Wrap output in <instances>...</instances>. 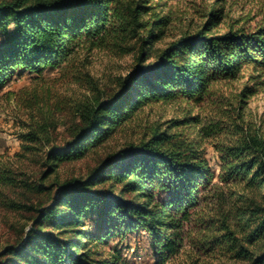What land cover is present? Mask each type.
I'll return each mask as SVG.
<instances>
[{
    "label": "trees",
    "instance_id": "16d2710c",
    "mask_svg": "<svg viewBox=\"0 0 264 264\" xmlns=\"http://www.w3.org/2000/svg\"><path fill=\"white\" fill-rule=\"evenodd\" d=\"M168 1L0 0V88L16 73L41 74L96 42L137 41L136 62L118 79V88L106 98L74 104L76 119L63 138L55 136L61 124L58 102L34 94L26 103L21 146L24 153L39 154L38 175L24 180L16 176L23 172L4 167L0 182L49 198L9 204L30 212L31 226L4 248L0 264H126L117 254L103 256L97 243L136 229L150 236L158 264L177 255L187 238L199 251L219 250L234 261L264 264V136L248 128L229 142H213L221 160L214 182L199 146L216 138L221 120L206 123L198 112L151 120L146 112L159 103L197 106L216 83L246 78L236 95L241 110L264 87V24L247 29L229 23L215 31L224 13L212 5L196 32L169 41L152 56L151 45L170 18L157 8ZM130 125L136 138L99 154L86 176L58 180L60 163L97 154ZM209 187L215 194L209 196ZM92 216L98 233L81 228ZM191 223L197 239L191 237Z\"/></svg>",
    "mask_w": 264,
    "mask_h": 264
},
{
    "label": "rangeland",
    "instance_id": "374dc122",
    "mask_svg": "<svg viewBox=\"0 0 264 264\" xmlns=\"http://www.w3.org/2000/svg\"><path fill=\"white\" fill-rule=\"evenodd\" d=\"M161 4L157 11L161 9V14L168 13L170 18L161 38L151 45L152 56L169 41L196 32L205 21V14L212 5L217 8L221 6L224 13V18L215 31L226 30L229 23L247 29L264 24V0H172ZM136 46L137 41L130 39L120 42L119 45L111 40L96 42L91 49L77 51L65 62L45 68L41 74L23 71L21 74L12 75L6 85L0 88V169L8 167L16 173L23 172L22 176H16L24 180H28L33 172L35 177L38 175L36 171L38 172L39 168L34 160L39 154L24 153L20 139V134L26 130L25 124L28 121L26 103L34 98V94L38 97L48 94L52 103H59L61 109L57 111V116L61 124L55 135L59 140L66 134L65 127L76 119L73 114L74 104L96 95L106 98L118 88V79L122 78L136 62ZM153 59L150 58L148 62ZM244 84L246 78L216 83L212 86L210 94L197 106L183 101L159 103L151 109H146L151 120L181 118L197 112L206 123L221 120V130L216 138H207L199 146L215 173L214 182L217 181L221 169V160L213 142H229L243 129L248 128L251 132L264 136V87L246 99L239 110L242 119L236 118L239 112L236 110L238 106L236 95ZM227 114L231 117H227ZM132 126L113 136L97 154L60 163L57 167L58 180L86 176L99 154L136 138V130L133 131ZM194 129L191 128L189 132L193 134ZM52 179L53 176H49L43 183L47 186ZM208 191L209 196L215 194L212 187H209ZM48 198V194L36 193L20 184L0 182V262L6 257L3 254L4 248L19 241L31 226V213L15 209L9 204L12 200L24 203H28V200L32 202L42 200L44 203ZM205 201L201 204L207 211ZM208 202L211 204L209 197L206 203ZM44 222L46 229L50 226V221ZM189 227L192 228L191 237L197 239V229L192 223ZM81 228L99 232L95 228L94 216L89 217ZM97 249L102 250L103 256L119 255L126 264H158L150 236L142 229L128 231L122 238L118 235L107 236L97 243ZM218 251H199L187 238L180 252L168 258L163 264H249L246 261L231 260ZM66 264L70 262L66 261Z\"/></svg>",
    "mask_w": 264,
    "mask_h": 264
}]
</instances>
